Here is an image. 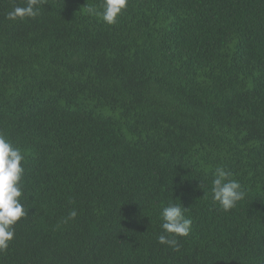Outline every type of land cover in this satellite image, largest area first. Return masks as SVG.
Here are the masks:
<instances>
[{
	"label": "trees",
	"instance_id": "trees-1",
	"mask_svg": "<svg viewBox=\"0 0 264 264\" xmlns=\"http://www.w3.org/2000/svg\"><path fill=\"white\" fill-rule=\"evenodd\" d=\"M101 2L10 21L25 0H0L27 210L0 264H264V0H128L114 25L88 14ZM217 167L246 193L227 212ZM169 203L192 220L178 251L157 242Z\"/></svg>",
	"mask_w": 264,
	"mask_h": 264
},
{
	"label": "clouds",
	"instance_id": "clouds-1",
	"mask_svg": "<svg viewBox=\"0 0 264 264\" xmlns=\"http://www.w3.org/2000/svg\"><path fill=\"white\" fill-rule=\"evenodd\" d=\"M128 0H102L100 10L87 7L89 15L99 16L102 23L114 25L126 9ZM42 0H25L24 6H16L7 13L10 21L35 18L39 15ZM24 155L18 147L0 134V252L8 249L14 238V226L27 216V210L20 202ZM201 187V186H200ZM241 184L232 178V173L224 167H217L211 182V198L214 204L225 212L234 209L245 199ZM187 208L181 204L169 203L160 213L161 233L158 243L179 250V238L187 237L191 231L192 220L185 216ZM77 213L71 211L67 219H74ZM66 222V221H65Z\"/></svg>",
	"mask_w": 264,
	"mask_h": 264
}]
</instances>
